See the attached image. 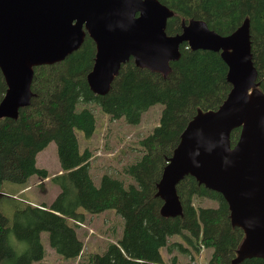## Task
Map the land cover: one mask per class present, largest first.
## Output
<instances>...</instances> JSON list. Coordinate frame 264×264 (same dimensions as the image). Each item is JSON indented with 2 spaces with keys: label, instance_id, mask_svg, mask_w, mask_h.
Instances as JSON below:
<instances>
[{
  "label": "trees",
  "instance_id": "1",
  "mask_svg": "<svg viewBox=\"0 0 264 264\" xmlns=\"http://www.w3.org/2000/svg\"><path fill=\"white\" fill-rule=\"evenodd\" d=\"M158 1L173 12L166 21L167 35L180 33L182 22L189 20L202 21L209 29L227 35L247 20L256 82L264 94V0ZM180 47V56L170 62L165 78L129 59L103 96L94 94L86 80L95 57V43L88 35L63 60L33 67L29 105L20 108L16 118L0 119V191L4 182L21 184L33 175L47 178V170L36 165V157L54 141L60 172L51 181L59 192L49 205L26 203L16 208L11 226L0 212V264L42 260L40 234L44 231L56 253L64 258L80 257L83 243L77 225L85 221L86 212L107 209H114L124 220L121 238L107 243L102 253H89L79 264H178L176 257L166 262L160 254L174 235L190 243L192 249L179 245L190 259L202 248H210L207 264H264L262 258L234 261L243 231L232 226L223 197L190 175L175 187L181 212L174 216L161 213L163 201L157 195V183L180 134L197 111L217 109L230 90L227 66L218 52L191 50L185 43ZM5 91L0 71V100ZM79 103L83 107L78 110ZM156 103L163 105L159 124L137 141L139 159L124 167L136 185L126 187L109 175H102L96 185L89 172L91 151L80 150L75 132L88 138L94 133L96 118L90 104L111 119L125 117L129 124H137L142 113ZM239 134L240 128L231 131V146ZM202 199L216 205L202 207Z\"/></svg>",
  "mask_w": 264,
  "mask_h": 264
},
{
  "label": "water",
  "instance_id": "2",
  "mask_svg": "<svg viewBox=\"0 0 264 264\" xmlns=\"http://www.w3.org/2000/svg\"><path fill=\"white\" fill-rule=\"evenodd\" d=\"M172 14L158 0H0V71L6 83L0 119L16 118L29 105L33 67L63 60L86 35L95 43L86 80L98 96L108 92L129 59L165 78L184 43L218 52L230 90L217 109L197 111L180 134L157 183L161 213L181 212L175 187L190 175L223 197L232 226L243 231L234 261L264 259V94L256 82L249 23L220 35L189 20L180 33L167 35ZM236 128L240 134L231 146Z\"/></svg>",
  "mask_w": 264,
  "mask_h": 264
},
{
  "label": "rangeland",
  "instance_id": "3",
  "mask_svg": "<svg viewBox=\"0 0 264 264\" xmlns=\"http://www.w3.org/2000/svg\"><path fill=\"white\" fill-rule=\"evenodd\" d=\"M90 106L96 118L94 133L88 138L79 130L75 132L80 150L88 148L91 151L89 172L94 183L98 185L102 175H109L121 180L126 187L129 184L136 185V181L124 173V167L139 159L141 151L137 141L149 135L159 124L163 105L156 103L149 107L142 113L140 122L137 124H129L125 117L111 119L97 105L90 104ZM82 107L81 103L77 105L78 110ZM36 158V165L47 170V178L42 179L33 175L25 183L4 182L2 184L0 212L8 219L10 226L16 208L26 203L49 205L59 192V187L51 181V176L60 172L54 141L49 142ZM199 205L208 207L216 204L208 199H202ZM123 223V218L114 209L94 214L86 212L85 221L76 227L83 243L82 255L76 259L64 258L56 253L49 244L48 232H41L40 241L44 256L42 260L33 264H79L89 253H102L107 243H115L121 238ZM12 241L16 242L15 238L12 237ZM179 245L192 249L184 237L170 236L168 247L160 249L162 259L168 262L170 258L176 257L178 264H207L211 254L210 248H202L198 254H193V259H190L188 254L182 252Z\"/></svg>",
  "mask_w": 264,
  "mask_h": 264
},
{
  "label": "bare ground",
  "instance_id": "4",
  "mask_svg": "<svg viewBox=\"0 0 264 264\" xmlns=\"http://www.w3.org/2000/svg\"><path fill=\"white\" fill-rule=\"evenodd\" d=\"M165 28H166V26H165ZM181 48V47H180ZM174 62V61H173ZM239 137V136H238ZM167 161V160H166ZM105 168V167H104ZM45 171V170H44ZM157 191V190H156ZM216 194V193H215ZM217 196V195H216ZM199 200V199H198ZM171 245V244H170ZM172 248H173V246H172ZM170 250V249H169ZM168 252V251H167ZM183 252V251H182ZM187 254V253H186ZM256 259H259V258H256ZM264 260V259H263Z\"/></svg>",
  "mask_w": 264,
  "mask_h": 264
},
{
  "label": "crops",
  "instance_id": "5",
  "mask_svg": "<svg viewBox=\"0 0 264 264\" xmlns=\"http://www.w3.org/2000/svg\"><path fill=\"white\" fill-rule=\"evenodd\" d=\"M40 152H41V151H40ZM38 154H39V153H38ZM38 154H37V155H38ZM36 164H37V158H36ZM38 167H39V166H38Z\"/></svg>",
  "mask_w": 264,
  "mask_h": 264
}]
</instances>
